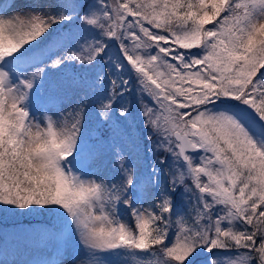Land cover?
Returning <instances> with one entry per match:
<instances>
[{"label":"snow or ice","instance_id":"snow-or-ice-1","mask_svg":"<svg viewBox=\"0 0 264 264\" xmlns=\"http://www.w3.org/2000/svg\"><path fill=\"white\" fill-rule=\"evenodd\" d=\"M0 212L23 264H264V0H0Z\"/></svg>","mask_w":264,"mask_h":264},{"label":"rangeland","instance_id":"rangeland-1","mask_svg":"<svg viewBox=\"0 0 264 264\" xmlns=\"http://www.w3.org/2000/svg\"><path fill=\"white\" fill-rule=\"evenodd\" d=\"M18 2L24 3L26 0ZM41 216L44 214L16 216L0 212V261H7V264H23L25 261L39 260L47 255L43 249L27 244L28 235L35 228L34 222L31 221Z\"/></svg>","mask_w":264,"mask_h":264},{"label":"trees","instance_id":"trees-1","mask_svg":"<svg viewBox=\"0 0 264 264\" xmlns=\"http://www.w3.org/2000/svg\"><path fill=\"white\" fill-rule=\"evenodd\" d=\"M50 219H51L50 216L44 215V216H41L40 218H34V221L33 222H36V223H38L40 221L49 222Z\"/></svg>","mask_w":264,"mask_h":264}]
</instances>
